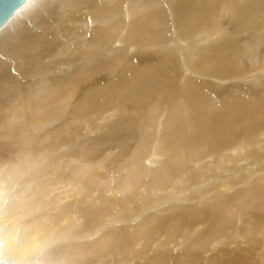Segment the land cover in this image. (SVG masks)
Here are the masks:
<instances>
[{
  "label": "bare ground",
  "instance_id": "obj_1",
  "mask_svg": "<svg viewBox=\"0 0 264 264\" xmlns=\"http://www.w3.org/2000/svg\"><path fill=\"white\" fill-rule=\"evenodd\" d=\"M0 173L67 264H264V0H25Z\"/></svg>",
  "mask_w": 264,
  "mask_h": 264
},
{
  "label": "clouds",
  "instance_id": "obj_2",
  "mask_svg": "<svg viewBox=\"0 0 264 264\" xmlns=\"http://www.w3.org/2000/svg\"><path fill=\"white\" fill-rule=\"evenodd\" d=\"M62 239L30 222L26 194L0 173V264H67Z\"/></svg>",
  "mask_w": 264,
  "mask_h": 264
},
{
  "label": "water",
  "instance_id": "obj_3",
  "mask_svg": "<svg viewBox=\"0 0 264 264\" xmlns=\"http://www.w3.org/2000/svg\"><path fill=\"white\" fill-rule=\"evenodd\" d=\"M25 0H0V27L12 16Z\"/></svg>",
  "mask_w": 264,
  "mask_h": 264
}]
</instances>
